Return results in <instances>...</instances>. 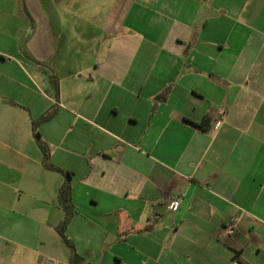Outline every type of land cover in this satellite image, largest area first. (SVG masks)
Here are the masks:
<instances>
[{
	"label": "crops",
	"instance_id": "crops-1",
	"mask_svg": "<svg viewBox=\"0 0 264 264\" xmlns=\"http://www.w3.org/2000/svg\"><path fill=\"white\" fill-rule=\"evenodd\" d=\"M40 5L0 0V264H264V0H119L85 84Z\"/></svg>",
	"mask_w": 264,
	"mask_h": 264
},
{
	"label": "rangeland",
	"instance_id": "rangeland-1",
	"mask_svg": "<svg viewBox=\"0 0 264 264\" xmlns=\"http://www.w3.org/2000/svg\"><path fill=\"white\" fill-rule=\"evenodd\" d=\"M118 2L119 0H40L41 15H46L51 20L54 42L57 46L49 64L58 66L61 73L76 72L77 76H83L82 84L89 83L91 74L95 73L96 62L104 59L110 44V37L102 41L108 35L105 31V22L108 15V18L112 17ZM124 8L125 3L118 6L119 13L114 14L116 19L122 17ZM24 15L28 16L26 12ZM22 60L27 62L28 59ZM37 84L46 92V87L44 88L38 80ZM71 93L70 87L61 89L62 98L70 99ZM62 102L66 103V100L62 99ZM67 226L65 236L67 238L70 235L74 236L78 227L69 235Z\"/></svg>",
	"mask_w": 264,
	"mask_h": 264
},
{
	"label": "trees",
	"instance_id": "trees-1",
	"mask_svg": "<svg viewBox=\"0 0 264 264\" xmlns=\"http://www.w3.org/2000/svg\"><path fill=\"white\" fill-rule=\"evenodd\" d=\"M52 85L53 87L58 90V79L57 78H53L52 79ZM55 114V108L50 109L48 111H46L45 113L41 114L38 118L34 119L32 124H33V133L35 135V138L37 139V142L41 148V150L43 151L44 154V165L47 168L50 169H54V170H60L65 172L67 180L65 181V183L60 187L59 192H58V199H59V203L61 204V206L63 207L64 211H65V216L63 218V220L61 221V223L59 225L56 226V230L57 232L60 234V236L63 238V240L65 241V243H67L70 246H73L72 241L67 238L65 236V228L67 226V224L70 222L71 220V216L73 215L74 211H73V205L71 204V197H70V192H71V172L70 171H64L63 169H60L56 166H54L53 164H51L49 162V149L48 146L45 142L42 141V139L40 138V134L37 130V126L42 123L45 122L47 120H49L53 115ZM77 262H80V257L76 256L73 263L72 264H76Z\"/></svg>",
	"mask_w": 264,
	"mask_h": 264
},
{
	"label": "built area",
	"instance_id": "built-area-1",
	"mask_svg": "<svg viewBox=\"0 0 264 264\" xmlns=\"http://www.w3.org/2000/svg\"><path fill=\"white\" fill-rule=\"evenodd\" d=\"M220 113H223V110H220ZM168 208L171 210H175L178 207V201H177V196H171L168 199ZM237 229V224L236 222L233 223H229L227 225H225L224 227V232L225 234H232L233 232H235V230Z\"/></svg>",
	"mask_w": 264,
	"mask_h": 264
}]
</instances>
